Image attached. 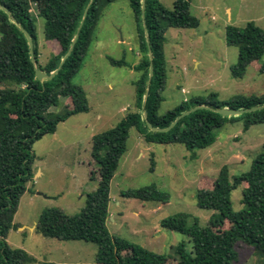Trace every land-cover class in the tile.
Here are the masks:
<instances>
[{
	"label": "trees",
	"instance_id": "trees-1",
	"mask_svg": "<svg viewBox=\"0 0 264 264\" xmlns=\"http://www.w3.org/2000/svg\"><path fill=\"white\" fill-rule=\"evenodd\" d=\"M115 1L0 0L11 14L7 16L0 10V264H28L33 261L24 251L12 248L6 242L9 231L15 227L13 219L20 199L33 176L35 155L32 147L43 136L54 134L59 123L89 112L84 91L72 80L95 41L105 10ZM191 2L175 0L172 8L167 9L158 0H145L144 29L142 0H128L141 55L139 63L134 66L139 74L133 83L135 109L115 127L92 138L91 159L98 170L92 169L89 176L91 181H97V188L86 194L81 212L68 217L57 209H45L37 219L36 231L45 238L96 245L95 264H236L238 244L251 247L255 255L264 259V145L247 172L230 178L227 167H223L210 188L199 187L195 192L196 206L215 212L205 227L187 213L175 214L161 222L162 229L188 238L187 243L182 242L172 248V257L155 254L112 236L106 229L111 202L110 183L127 151L131 129L146 143L180 144L194 152L212 146L216 131L227 121L243 120L244 131L264 124V109L238 117H223L213 111L197 110L183 117L166 133H154L147 128V121L155 128H166L179 115L196 106L241 110L264 105V96L237 97L226 102L192 98L173 110L158 113L166 83L165 34L170 28L196 29L199 26L198 19L190 12ZM31 5L37 6L38 16L44 21L45 40L57 43L60 48V52L44 65L39 64L36 30L29 17ZM12 19L32 38L37 68L47 75L57 69L77 35L72 53L52 79L38 81L35 78L27 42ZM145 34L149 39L153 65L149 84L150 61ZM225 41L238 50L237 62L230 69L234 79H242L247 68L260 63L264 56V31L252 22L243 28L227 26ZM109 62L114 67L129 66L124 60L110 59ZM260 64L259 72L264 73V61ZM210 97L215 98L216 95L211 94ZM60 99H66L62 110L51 112ZM238 187L242 188V208L235 212L231 196ZM120 195L142 202L169 203L168 194L154 186L122 191Z\"/></svg>",
	"mask_w": 264,
	"mask_h": 264
},
{
	"label": "rangeland",
	"instance_id": "rangeland-1",
	"mask_svg": "<svg viewBox=\"0 0 264 264\" xmlns=\"http://www.w3.org/2000/svg\"><path fill=\"white\" fill-rule=\"evenodd\" d=\"M171 9L175 0H158ZM190 12L199 21L196 29L170 28L164 45L166 83L159 114L199 98L226 102L234 98L264 96L261 62L249 66L242 79H234L230 69L237 62L238 50L227 45V26L243 28L254 23L264 31V0H192ZM29 17L36 30L39 64L44 65L60 52L55 42L44 38V21L37 6H30ZM124 60L129 66L114 67L109 60ZM141 59L133 13L128 0H116L105 10L95 41L72 83L84 91L89 112L59 123L56 132L45 135L32 147L35 160L32 179L20 199L14 216L15 227L6 242L24 251L33 261L28 264H95L97 246L83 241H59L36 231L40 213L57 209L62 215H78L86 194L97 188L90 171L98 170L91 159L92 138L115 127L134 111L135 88ZM216 95L211 98L210 95ZM66 103L60 99L51 112ZM215 143L207 149L188 151L180 144H149L134 130L129 132L127 151L110 183L109 218L106 229L112 236L137 244L165 257H172L179 243L188 238L161 228V222L178 213H187L205 227L215 212L196 206L195 192L210 188L223 167L229 177L249 170L264 145V124L244 131V121H227L215 133ZM154 186L167 193L169 203L142 202L121 197L120 193ZM242 188L232 192L235 212L241 210ZM227 227V226H225ZM236 264H264L251 247L237 245Z\"/></svg>",
	"mask_w": 264,
	"mask_h": 264
},
{
	"label": "water",
	"instance_id": "water-1",
	"mask_svg": "<svg viewBox=\"0 0 264 264\" xmlns=\"http://www.w3.org/2000/svg\"><path fill=\"white\" fill-rule=\"evenodd\" d=\"M0 10H2L7 16L11 15L10 12L5 7H3L1 4H0ZM86 13H87V9L85 10L83 17L86 16ZM144 13H145V0H142L141 18L143 20V27L145 29ZM11 22L20 30V32L23 34V36H24V38H25V40L27 42L29 53H30L31 63H32V66H33V69H34V73H35V78L38 81H47V80L52 79L59 72V70L62 68V66L65 63V61L67 60V58L72 53V50H73V48H74V46L76 44V41H77V35L74 36L69 50L62 57L57 69L55 71H53L50 75H47V74H45L44 72H42L41 70H39L37 68V64H36V61H35V58H34V54H33V42H32V38L30 37V35L27 33V31L15 19H12ZM81 25H82V23L78 27V31L80 30ZM145 37H146V43H147V47H148V58H149V61H150V63H149V74H148V84H149V82H150V80H151V78L153 76V65L151 63L152 55H151V51H150V47H149V39H148L146 34H145ZM262 109H264V105L257 106V107H252V108H249V109H241V110H229L227 108L213 109V108H211L209 106L202 105V106H196V107H194V108L182 113L181 115H179L166 128H163V129L155 128L148 121L146 122V126L151 132H154V133H166V132L170 131L175 126V124L179 120H181L183 117H185L188 114H190L192 112H195L197 110L213 111V112H215V113H217V114H219V115H221L223 117H238V116H241L243 114L253 113V112H256V111H259V110H262ZM143 116H145V113L143 114Z\"/></svg>",
	"mask_w": 264,
	"mask_h": 264
}]
</instances>
